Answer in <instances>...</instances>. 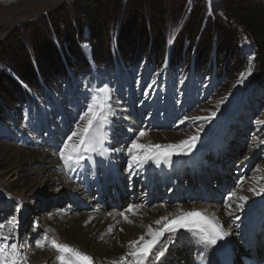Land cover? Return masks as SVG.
Segmentation results:
<instances>
[{
    "label": "rangeland",
    "instance_id": "374dc122",
    "mask_svg": "<svg viewBox=\"0 0 264 264\" xmlns=\"http://www.w3.org/2000/svg\"><path fill=\"white\" fill-rule=\"evenodd\" d=\"M83 1L0 3V142L12 139L13 144L25 146L34 138L31 133L45 136L54 124L64 130L59 156L67 137L87 125L90 116L84 113L95 90L108 84L112 139L127 124L120 110V86L123 99L128 94L156 93L164 99L158 103H167L170 92L180 97L175 104L179 113L192 115L176 128L191 127L207 147L201 173L219 170L216 162L211 169V146L219 141V148L228 143L236 148L231 157L221 160L220 156L218 164L234 171L240 156L253 149L248 171L264 168V61L241 22L231 15L238 0H101L91 19L96 28L101 25L98 35L84 21ZM248 1L264 6V0ZM16 42L21 46L16 48L19 57L11 49ZM152 108L149 105L147 111ZM143 118L132 115L127 120L134 124V133L155 129L156 125H146ZM77 141L75 137L73 142ZM128 159L124 153L119 161L122 169ZM7 161L0 162V175L11 192L0 190L1 223L13 211H20L14 223L23 233L27 225H33L34 216L47 212L56 200L75 202L66 191H53L35 182L36 175L27 170L24 161L17 174H9ZM182 167L187 170V164ZM240 176H229L219 198L214 199L217 203L230 194L243 193L247 184ZM211 180L209 184H213ZM139 188L143 194L144 187ZM103 216L109 218L110 213Z\"/></svg>",
    "mask_w": 264,
    "mask_h": 264
},
{
    "label": "bare ground",
    "instance_id": "6f19581e",
    "mask_svg": "<svg viewBox=\"0 0 264 264\" xmlns=\"http://www.w3.org/2000/svg\"><path fill=\"white\" fill-rule=\"evenodd\" d=\"M12 1L15 0H0V3L7 4ZM122 91L123 88L120 86L118 91L120 110L122 114L125 113L124 121L131 126L128 129L125 124L126 127L121 128L120 136L116 135L115 139H112L108 129L109 140L105 145L108 149L107 155L94 156L93 161L87 164L74 165L72 168L65 166L57 153L64 130L62 131L59 126H53L51 122L45 136L31 133L34 138L28 145L13 144L12 139H10L12 143L0 142V162L4 164L8 160L9 174L11 172L17 174L20 163L24 161L27 170L36 175L35 182H40L53 191L64 190L75 200V202L56 200L47 212H38L33 218V225H27L23 233L16 229L14 223L21 215L20 211H13L8 220L6 218L4 222L0 221V225H3L0 233L3 237H10L8 240L0 238V246H7L6 250L10 251L11 244H17L21 264H60L56 258L59 252L53 247L52 240L67 244L81 253L87 252L99 264L114 262L135 264V258L128 255L131 251L128 247L129 241L138 239L142 234L147 239L148 226L151 225L153 229L160 226L155 224L160 217H170L194 208L211 215L229 233L232 242L239 245L245 239L242 231L247 224L263 215L264 193H261L260 189L264 188V168L251 172L247 169L253 149L246 150L240 156V165L238 164L233 171L218 162L220 156L221 160L231 157L232 148L236 147L228 143L223 149L219 148L221 144L219 141L218 145L211 146L213 150L211 169L216 162V169L219 170L207 172L205 175L201 172H204L203 165L206 163L204 153L208 150L204 144L196 140L190 151L173 150L170 161L162 160L159 165L149 161L139 168L134 165L132 171L137 174L129 180L128 165L122 169L119 161L124 153L130 159L127 148L133 140L141 144H177L180 140L196 135V132L193 133L189 126L186 129L176 128L177 124L188 121L186 118L192 115L179 113L180 107L175 104H178L177 100L180 101V97L175 98V94L168 92L167 103H158L157 101L164 99L158 98L156 93L139 97H130L128 94L129 97L123 99ZM149 105H153V108L147 111ZM132 115L137 119L144 117L145 124L156 125L155 129L148 127L145 135L140 137L139 133L133 131L134 124L127 121L131 120ZM158 115L161 117L160 120ZM243 127H246L245 123ZM185 164L187 170L182 167ZM238 173L241 174L242 181L246 182L244 184H247L246 192L244 190L241 194H230L217 203L214 199L219 198V193L227 184L229 176ZM173 174L175 178L172 179ZM209 178L213 179L211 180L213 184H209ZM140 186L144 187L143 194L139 190ZM253 189L255 191H252ZM0 190L7 194L11 192V188L5 184L1 175ZM135 190L138 191V195L135 192L134 196ZM116 195L119 199L120 195L123 197L119 204L116 203ZM243 196H247L248 200H242ZM19 202L21 205L24 200ZM129 206H132V211H128ZM105 209L107 211H104ZM104 213L105 215L110 213V217L103 216ZM10 219L14 225L8 223ZM33 226L41 231H37ZM230 226L235 233L229 230ZM263 240L264 237L257 238L255 247L260 249L264 245ZM37 241L43 247H38ZM157 249L163 251L164 255L160 256ZM153 252L156 256H150L145 264H204L210 249L190 233L178 232L175 235H165L162 246L158 244ZM121 257L124 259L121 260ZM3 258L0 255V260Z\"/></svg>",
    "mask_w": 264,
    "mask_h": 264
},
{
    "label": "snow or ice",
    "instance_id": "6c2138e0",
    "mask_svg": "<svg viewBox=\"0 0 264 264\" xmlns=\"http://www.w3.org/2000/svg\"><path fill=\"white\" fill-rule=\"evenodd\" d=\"M250 71L251 69H249ZM241 76H243V73ZM110 100L111 89L108 84H104L95 90V94L91 96V102L86 105V112L84 113V115L90 116L87 125L82 131H73L67 137V140L63 142V147L59 150L60 159L64 162L65 166L69 168H72L74 165L81 166L93 161L94 156L103 157L107 155L108 149L105 145L109 140L108 129L110 124L108 121V112L111 111ZM81 119H84V116H81ZM199 131L200 129H197V133ZM144 135L145 132L141 130L139 136L143 137ZM75 137H78L77 142H73ZM197 139L198 135H192L187 139L180 140L177 144L169 145L141 144L137 140H133L127 148L130 156L128 161V169L130 172L129 180L137 174L132 171L134 165L139 168L149 161H154L157 165L162 160L165 162L170 161L173 150H179L181 152L190 151L195 146ZM252 191H255V189ZM260 192L264 193V188L260 189ZM241 199L247 201L248 197L243 196ZM132 210V206H129L128 211ZM125 219H127V216H125ZM162 221H165V223L155 231L151 225L148 226V239L142 234L138 239L128 242V247L131 249L128 255L135 258V264H145V261L150 256H156L153 249L158 244L162 246L161 238L166 233L175 235L180 229H186L188 233L196 237L206 248L211 247L213 249L214 246H218L229 235V233L223 231L222 225L213 222L199 211L188 212L186 215L171 220L166 216H162L155 221V224L161 225ZM8 223L11 224L13 221L10 219ZM2 227L3 225H0V228ZM0 238L4 240L10 239V237H3L2 233H0ZM52 245L59 252L56 258L60 261V264H92L91 257L73 249L67 244H60L52 240ZM37 246L43 247L39 241H37ZM6 248L7 246H0V255L4 257L0 260V264H21L17 244H11L10 251H7ZM159 255L163 256V251H159ZM123 259L124 257H121V260Z\"/></svg>",
    "mask_w": 264,
    "mask_h": 264
},
{
    "label": "trees",
    "instance_id": "16d2710c",
    "mask_svg": "<svg viewBox=\"0 0 264 264\" xmlns=\"http://www.w3.org/2000/svg\"><path fill=\"white\" fill-rule=\"evenodd\" d=\"M100 1L101 0H84L82 6H80V10L85 14V16L83 15L85 18L84 21L88 22V27L94 35H98V33L102 31L100 24H98L96 28L97 24L91 22V19L95 16L96 10L100 9V6L97 5ZM236 3V7L231 10V15L241 22L244 31L250 35L257 48V55L264 61V6L260 3L250 2L248 0H238ZM119 46L121 45L119 44ZM16 48H21L18 42L11 46L13 51H15ZM16 56H21V53L17 50Z\"/></svg>",
    "mask_w": 264,
    "mask_h": 264
}]
</instances>
